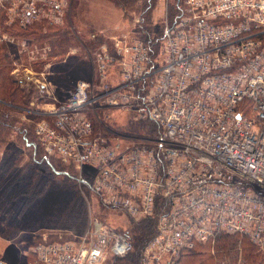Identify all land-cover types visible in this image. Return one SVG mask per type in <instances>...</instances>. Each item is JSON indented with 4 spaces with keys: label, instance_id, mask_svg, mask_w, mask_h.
Returning a JSON list of instances; mask_svg holds the SVG:
<instances>
[{
    "label": "built area",
    "instance_id": "obj_1",
    "mask_svg": "<svg viewBox=\"0 0 264 264\" xmlns=\"http://www.w3.org/2000/svg\"><path fill=\"white\" fill-rule=\"evenodd\" d=\"M64 2L0 0V9L57 23ZM110 41L93 51L90 79L55 94L50 45L0 30V50L13 45L17 58L42 65L11 73L52 95L29 109L44 152L75 167L80 182L87 174L103 206L153 222L135 264H177L220 234L245 238L264 264V0H183L177 17L164 16L157 55L135 36ZM114 107L155 123V137L128 145L95 133L88 112ZM132 251L124 229L91 219L81 239L42 235L25 264H102Z\"/></svg>",
    "mask_w": 264,
    "mask_h": 264
},
{
    "label": "rangeland",
    "instance_id": "obj_2",
    "mask_svg": "<svg viewBox=\"0 0 264 264\" xmlns=\"http://www.w3.org/2000/svg\"><path fill=\"white\" fill-rule=\"evenodd\" d=\"M153 2V16L164 24V16L169 12L172 0ZM142 3L143 0H65L57 23H50L43 17L22 22L16 11L6 14L0 9V30L17 41L24 39L30 45H50L55 61L50 71L47 70L51 73L47 85L56 94L69 88L77 79H90L93 73L91 55L101 42H111V36L127 39L134 36L133 28ZM9 28H33L37 29V33L45 34L48 28L51 29L47 39L37 41L21 38L8 31ZM50 40L55 41V44L52 45ZM17 57L15 49L14 56H7L8 60L3 61L9 63L8 75L20 88L18 93L24 100L6 101L0 96V110L5 111L6 122L10 123L8 128L0 125V132L4 130L2 136L10 140V152L28 155L22 147L21 127L28 129V137L35 140V122L38 118L29 109L45 107L54 100L52 95H38L32 84L22 85L15 79L11 71L18 65L20 70L27 68L37 72L43 69L39 61L30 60L26 54ZM88 115L92 118L95 133L121 140L124 144L144 143L151 138V134L145 131V125L151 122L139 117L131 109L100 108L94 113L89 111ZM59 162L60 169L68 173L54 175L43 169L45 165L35 163L33 166L45 182L44 185L29 200L23 199L25 195H17L0 207V258L10 264H25L29 261L30 248L42 235L50 240L81 239L91 219L124 230L133 225V221L124 213L118 214L101 204L99 196L89 186L92 182L87 174H82V177L89 184L80 182L75 167ZM24 252H27L26 255H23ZM194 253L199 254V260L207 258L204 264L259 263L254 247L245 238L235 235L220 234ZM102 264H132V260L127 255Z\"/></svg>",
    "mask_w": 264,
    "mask_h": 264
},
{
    "label": "trees",
    "instance_id": "obj_3",
    "mask_svg": "<svg viewBox=\"0 0 264 264\" xmlns=\"http://www.w3.org/2000/svg\"><path fill=\"white\" fill-rule=\"evenodd\" d=\"M182 6L183 0H172L171 5L169 6L171 11L170 9H168L169 19L172 20L177 17L182 10ZM153 10V0H143L138 16L139 21L134 24L133 34L135 37H138L145 43H147L151 52L154 55H157L162 41L163 23L153 16ZM50 29L51 28H48V32H46V34L43 32L37 33V29L34 30L33 28H9L8 31L16 34L21 38L24 37L40 41L41 39H47V37L50 36ZM50 41L49 42L52 45L55 44V41ZM11 46L13 45L8 46L6 44H3L0 50V96L2 97V99H7L6 101H16L18 99L20 101L21 99L24 100V98H22L18 93V90L20 88L16 86L13 80H11L13 78L8 75L9 63L7 64L3 61L5 59L8 60L7 56H9V58H11V56H14L15 47ZM73 84L74 82L69 87H72ZM9 124V122H6L5 111L0 110V125L8 128L10 127ZM145 126V131L151 134V138L149 139H153L158 132L157 125L151 122L146 124ZM21 129L23 133L22 147L27 150L28 155H15V152H10L9 150L12 149H9L8 146L10 144V140H8L7 137L2 136L4 130L2 131V133L0 132V151H3L2 153H0V207L4 206L11 199L17 197V195H25L23 196V199L29 200L31 196L37 190H39L41 186L44 185L45 182L40 177V174L36 172V169L33 166L35 163H41L45 165L43 169L54 175L68 173L62 168L60 169L59 161L61 160L58 157L47 155L44 152L36 136L35 140L32 138L30 139V136L28 135V129L24 127H21ZM65 164H67L68 166H72L70 163ZM132 221V227L129 229H125V232L133 243V251L130 254V258L132 260V264H135V259H137V256L139 255L143 244L153 233V222L151 220L144 219ZM204 245L205 244L198 245L192 250L182 254L177 264H204L207 258H202L201 260H199L197 258L199 254L194 253L200 250ZM249 257H252V255ZM251 262H253V260H251Z\"/></svg>",
    "mask_w": 264,
    "mask_h": 264
}]
</instances>
